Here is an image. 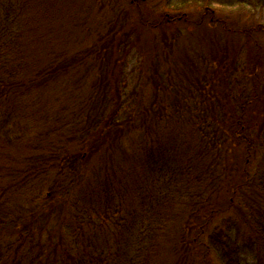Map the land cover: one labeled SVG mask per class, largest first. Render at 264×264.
Instances as JSON below:
<instances>
[{"label":"trees","instance_id":"trees-1","mask_svg":"<svg viewBox=\"0 0 264 264\" xmlns=\"http://www.w3.org/2000/svg\"><path fill=\"white\" fill-rule=\"evenodd\" d=\"M213 5L264 15V0H166V7L177 14L184 8L209 10ZM22 7L23 20L16 14ZM34 7L42 16L53 10L51 0H0V264H190L191 258L200 264H264V170L250 172L257 142L244 124L260 82L252 91L242 89L232 104L230 100L236 110L228 120L232 124L235 116L237 128L221 130L223 138L208 126L175 128L178 115L164 125L152 118L149 121L158 129L142 133V141L139 136L130 140L132 166L114 175L98 174L78 190L85 177L78 158L65 148L57 156L54 151L47 153L53 142L80 137H70L72 122L60 110L63 99L55 94L69 89L62 79L74 67L65 56L40 67L45 48L38 44L44 35L36 30L34 38L23 35L30 13H36ZM250 70L257 77L254 67ZM152 83L157 86L159 80ZM235 83L233 93H238L241 85ZM152 106L132 111L140 118L158 115L150 112ZM100 114L97 123L85 130L81 153L93 147L94 132L102 124ZM118 120V124L111 121L113 135L126 123L129 130L123 133L136 131L131 120ZM223 123L227 125L226 118ZM201 139L203 144L198 142ZM235 148H242L244 158L231 163ZM45 157L53 161L57 176L54 190L42 200L40 193L31 192L30 183L44 176ZM208 181L223 192L226 206L215 209L209 204L204 216L189 206V212L178 219L182 229L168 239L180 205L187 198H206ZM46 184L41 181L35 189ZM24 193L29 201L16 206L15 199H22ZM45 209L63 215L56 229L43 223Z\"/></svg>","mask_w":264,"mask_h":264},{"label":"rangeland","instance_id":"rangeland-1","mask_svg":"<svg viewBox=\"0 0 264 264\" xmlns=\"http://www.w3.org/2000/svg\"><path fill=\"white\" fill-rule=\"evenodd\" d=\"M51 3L53 10L47 16L37 15L34 7L36 13H30L23 35L34 38L35 30L44 35L38 44L45 48L40 67L51 66L64 56L66 60L70 57L73 63L70 75L62 79L69 89L55 94L63 99L60 110H65L66 119L72 122L70 137H80L68 143L61 137V142H53L47 153L54 151L57 156L65 148L78 158L77 163L82 164L85 173L78 190L87 186L90 178L95 180L98 174L101 177L114 175L133 165V155L128 151L130 140L133 136L140 139L144 132H155L158 127L149 121L152 118L164 125L178 115L175 128L208 126L223 138L221 130L237 128L235 116L232 124L228 120L236 110L231 105L232 99L245 87L254 90L257 81L260 82L257 98L248 106V121L245 118L244 124L257 142L250 172L264 170V31L259 27L264 28V15L220 5H213L209 10L184 8L177 14L166 7V0H51ZM16 14L23 20L24 7ZM253 67L257 77L251 75ZM154 78L159 80L157 86L152 83ZM237 81L240 90L233 93ZM150 104L154 105L150 112H158V115L147 113L140 118L132 111L133 108L144 110L145 105ZM98 113H101L99 117L103 114V125L94 132L92 149L84 148L81 153L80 141L85 130L97 123ZM132 113L136 119L135 116L132 119ZM119 118L121 123L131 120L136 131L123 133L128 129L126 123L116 127L118 132L113 135L111 121L114 119L118 124ZM225 118L227 125L223 123ZM198 142L203 144L205 139ZM234 153L229 157L231 163L244 158L242 148H235ZM135 157L141 161L137 155ZM45 160L42 161L46 168L44 176L30 183L34 188L31 192L40 193L42 200L54 190L53 181L57 176L53 161L47 157ZM190 173L194 177V173ZM41 181L47 184L35 189ZM27 182L26 185L30 181ZM205 185L210 190L206 198L198 197L193 201L187 198L180 205L171 221L168 239H173L177 229H182L178 219L184 211L189 212V206L194 205L203 216L209 204L215 209L226 206L223 192L213 188L209 181ZM27 195L24 193L22 199L17 197L16 206L26 205ZM60 209L66 212L65 207L60 206ZM62 216L45 209L43 223L56 229L61 225ZM190 264L200 263L191 258Z\"/></svg>","mask_w":264,"mask_h":264}]
</instances>
